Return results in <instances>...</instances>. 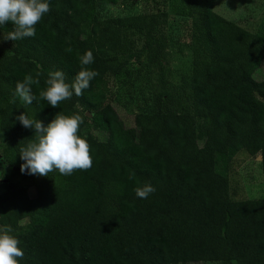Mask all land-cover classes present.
<instances>
[{
  "label": "trees",
  "instance_id": "obj_1",
  "mask_svg": "<svg viewBox=\"0 0 264 264\" xmlns=\"http://www.w3.org/2000/svg\"><path fill=\"white\" fill-rule=\"evenodd\" d=\"M140 1V14L101 19L97 0H48L35 36L17 41L0 25V164L20 171L34 134L21 113L45 125L81 115L93 159L69 176L25 172L33 196L6 184L0 226L19 239L20 264H264V184L260 198L234 200L228 178L243 153L261 158L264 179V28L223 18L215 0ZM171 48L188 54L186 69ZM88 50L98 76L52 108L39 96L48 72L71 82ZM28 75L39 84L25 105L14 92ZM115 104L129 106L130 126ZM146 182L156 190L140 199Z\"/></svg>",
  "mask_w": 264,
  "mask_h": 264
},
{
  "label": "clouds",
  "instance_id": "obj_2",
  "mask_svg": "<svg viewBox=\"0 0 264 264\" xmlns=\"http://www.w3.org/2000/svg\"><path fill=\"white\" fill-rule=\"evenodd\" d=\"M49 12L48 0H0V25L10 23L13 26V30L4 34L3 39L17 41L34 37L36 25ZM79 61L80 70L71 82L66 80L62 70L48 72L45 87L39 96L52 108L59 107L73 95L81 96L98 76L97 71L87 67L94 62L91 50L80 56ZM33 84H39V80H34L31 75L26 76L23 82L16 84L14 97H18L25 105L32 104L35 99L31 87ZM16 120L23 127L34 129L32 139L19 147L18 154L23 161L20 165L22 173L49 176V173L57 171L62 176H69L74 171H87L92 167L90 145L78 134L83 123L81 115L57 112L47 125L38 119L29 118L25 113L16 116ZM155 190L149 182L134 189L140 199H147ZM12 232L11 226H0V264H20L23 259L20 241Z\"/></svg>",
  "mask_w": 264,
  "mask_h": 264
},
{
  "label": "rangeland",
  "instance_id": "obj_3",
  "mask_svg": "<svg viewBox=\"0 0 264 264\" xmlns=\"http://www.w3.org/2000/svg\"><path fill=\"white\" fill-rule=\"evenodd\" d=\"M97 2V14L101 19L137 15L144 11V5L140 0H119L114 5L102 4L99 0ZM212 10L249 31H256L261 27L264 28V0H215ZM175 33L177 34L178 30L173 31V34ZM171 55L175 70L188 67L189 57L187 53H177V48H171ZM261 76H264V64L261 68ZM116 86L117 84L112 80L110 83L112 92L117 91ZM118 98L126 100L124 97ZM115 106L125 125L130 126L132 124V112L129 106L125 105L126 107H122L116 104ZM91 135L94 137L99 136L95 131L91 132ZM260 160L259 157L248 158L241 153L232 161L228 178L230 194L234 200L260 198L263 195L264 179ZM29 179L30 177H26L21 171L11 170L0 164V193L4 191L7 184L26 187L29 195L33 196L34 190ZM129 185L127 189L131 188Z\"/></svg>",
  "mask_w": 264,
  "mask_h": 264
},
{
  "label": "water",
  "instance_id": "obj_4",
  "mask_svg": "<svg viewBox=\"0 0 264 264\" xmlns=\"http://www.w3.org/2000/svg\"><path fill=\"white\" fill-rule=\"evenodd\" d=\"M87 116H89V114H87ZM259 159H261V158L259 157Z\"/></svg>",
  "mask_w": 264,
  "mask_h": 264
}]
</instances>
